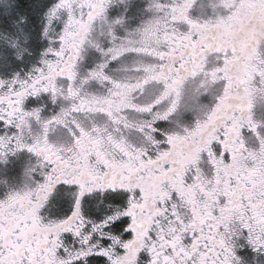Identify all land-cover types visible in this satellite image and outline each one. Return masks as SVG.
<instances>
[{"label": "snow or ice", "instance_id": "obj_1", "mask_svg": "<svg viewBox=\"0 0 264 264\" xmlns=\"http://www.w3.org/2000/svg\"><path fill=\"white\" fill-rule=\"evenodd\" d=\"M0 264H264V0H0Z\"/></svg>", "mask_w": 264, "mask_h": 264}]
</instances>
